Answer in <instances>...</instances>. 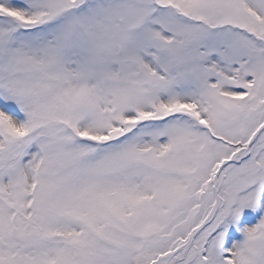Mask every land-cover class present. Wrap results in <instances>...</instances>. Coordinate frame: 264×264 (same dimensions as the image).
I'll use <instances>...</instances> for the list:
<instances>
[{
  "label": "snow or ice",
  "instance_id": "1",
  "mask_svg": "<svg viewBox=\"0 0 264 264\" xmlns=\"http://www.w3.org/2000/svg\"><path fill=\"white\" fill-rule=\"evenodd\" d=\"M0 264H264V0H0Z\"/></svg>",
  "mask_w": 264,
  "mask_h": 264
}]
</instances>
